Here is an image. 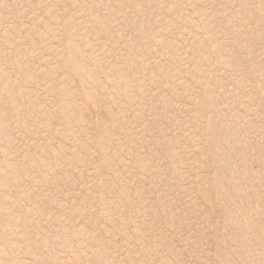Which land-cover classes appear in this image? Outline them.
Wrapping results in <instances>:
<instances>
[{
    "label": "rangeland",
    "instance_id": "rangeland-1",
    "mask_svg": "<svg viewBox=\"0 0 264 264\" xmlns=\"http://www.w3.org/2000/svg\"><path fill=\"white\" fill-rule=\"evenodd\" d=\"M0 264H264V0H0Z\"/></svg>",
    "mask_w": 264,
    "mask_h": 264
}]
</instances>
